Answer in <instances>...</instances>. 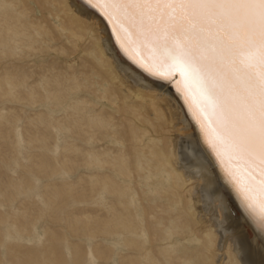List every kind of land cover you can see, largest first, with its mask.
<instances>
[{"label": "rangeland", "instance_id": "374dc122", "mask_svg": "<svg viewBox=\"0 0 264 264\" xmlns=\"http://www.w3.org/2000/svg\"><path fill=\"white\" fill-rule=\"evenodd\" d=\"M98 45L64 0H0V264H212L184 135Z\"/></svg>", "mask_w": 264, "mask_h": 264}, {"label": "bare ground", "instance_id": "6f19581e", "mask_svg": "<svg viewBox=\"0 0 264 264\" xmlns=\"http://www.w3.org/2000/svg\"><path fill=\"white\" fill-rule=\"evenodd\" d=\"M64 3L81 27L92 29L113 72L139 90L155 91L173 129L178 130L179 138L184 135V141H177L173 162L189 184L188 190L195 194L199 218L212 231L215 246L210 262L226 264L229 256L231 264H264V225L260 220L264 177L259 161L242 152L222 131L223 118L214 111L198 79L186 71L181 73L178 61H166L167 49L157 45L156 37H149L126 10L101 4L97 11L84 0ZM101 12L110 16L111 23ZM247 229L254 234L252 241L247 239Z\"/></svg>", "mask_w": 264, "mask_h": 264}, {"label": "snow or ice", "instance_id": "6c2138e0", "mask_svg": "<svg viewBox=\"0 0 264 264\" xmlns=\"http://www.w3.org/2000/svg\"><path fill=\"white\" fill-rule=\"evenodd\" d=\"M126 10L197 78L222 131L259 161L264 177V0H84ZM111 23L109 15L101 12ZM151 74V73H150ZM166 79L165 77H156ZM264 190V179H261ZM247 206V205H246ZM250 207V206H249ZM260 220L264 225V204Z\"/></svg>", "mask_w": 264, "mask_h": 264}]
</instances>
